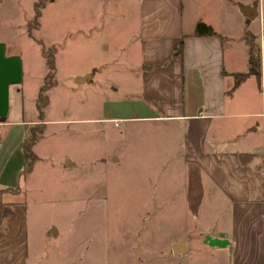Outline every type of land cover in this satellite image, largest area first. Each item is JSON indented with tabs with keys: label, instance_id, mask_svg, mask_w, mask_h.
Returning a JSON list of instances; mask_svg holds the SVG:
<instances>
[{
	"label": "crops",
	"instance_id": "obj_1",
	"mask_svg": "<svg viewBox=\"0 0 264 264\" xmlns=\"http://www.w3.org/2000/svg\"><path fill=\"white\" fill-rule=\"evenodd\" d=\"M36 2L0 0L3 9L20 12L0 26V264L86 260L85 232L72 226L65 243L47 251L49 236L60 230L51 221L42 225L31 205L63 191L44 187L47 177L33 179L37 152L29 172L23 170L27 131L19 127L37 119L48 124L36 108L45 78L43 44L56 48L57 86L69 94L109 80L107 89L118 93L104 98L91 120L122 128L124 143L137 136L145 168L149 157L157 161L155 182L137 195L134 209L142 213L124 218L123 229L116 222L106 239L110 255L99 257L104 241L102 252L92 253L98 264H157L161 258L176 264L181 256L202 264H264V0H47L33 29L38 43L26 30ZM55 8L62 12H50ZM245 8L252 9L250 17ZM198 21L218 36H196ZM246 31L259 46L261 75L234 88L233 74L248 72ZM181 38L182 53L173 56ZM28 48L41 63L36 76L25 59ZM65 49L71 61L83 55L85 67L72 63L60 73L57 58ZM107 51L116 57L113 68ZM78 160L64 155L55 169L61 174ZM159 238L161 252L154 250Z\"/></svg>",
	"mask_w": 264,
	"mask_h": 264
},
{
	"label": "rangeland",
	"instance_id": "obj_2",
	"mask_svg": "<svg viewBox=\"0 0 264 264\" xmlns=\"http://www.w3.org/2000/svg\"><path fill=\"white\" fill-rule=\"evenodd\" d=\"M52 10L62 12L59 8L51 9L50 12ZM50 12L48 11L47 15H50ZM16 13L14 8L3 9V7H0V17L2 19L0 20V26L10 17L16 19L20 12ZM33 15L34 8L26 30L29 36L38 43V40L34 38L36 35L33 28L30 29V27H33L31 26ZM55 16L52 15V17ZM57 24L60 25L58 22ZM41 47L43 51V49L54 46L43 44ZM80 53L83 54V52ZM71 55L72 52L69 53V50L66 49L58 54L57 62L60 73L65 74L70 71L72 63L79 64L78 66L82 68L85 67L83 55L79 54L78 59H75L76 62L73 59L70 60ZM105 55H107L106 59L109 60V68H113L114 65L111 61L116 58L115 55H111L110 51H107ZM42 57L45 62L44 55ZM95 57L100 59L99 55H95ZM25 59L30 66H27V69L29 67L30 72L35 73V76L38 75L42 68L41 63L30 48L26 50ZM44 71L46 76L47 67ZM45 79L46 77L43 83ZM109 84V80L100 84L104 85L103 87L96 84L94 90L92 86L84 85L80 95H71L65 91L64 86H57L56 80V84L47 91L48 103L43 110L48 123L47 126L44 127L45 124H42L36 117V123L19 127V129L27 131L25 139H32V137L35 139L33 146L38 143L37 141L42 135L40 138L42 140L38 143V146L32 147L34 152L40 154L39 158L36 155L38 159L34 165L33 179L47 177L41 183L44 187L47 186L50 191H53L54 187L55 191H59L61 187L63 191L60 195L57 192H54L52 196L47 195L44 199L45 203L41 201L42 203H32L31 205L32 211L36 216H39L42 225L46 224L47 221H51L53 223L52 227L54 226L60 230L59 235L49 236L52 242L49 244L47 251L54 253L57 247H60L58 246L60 243H65L68 235L65 233L66 229L69 226L76 227L74 230L85 232L82 245L84 259L87 261L82 259L81 264H98L97 252H102L99 244L102 245L103 241V252L99 257L105 258L110 255L112 244L110 239L109 241L106 239L112 234L113 229L111 228L115 227L116 222H118L119 227L123 229L124 218L129 220L130 215L134 216L138 212L142 213V209H134L137 195L144 187L152 184V180L155 182L157 178V161L155 159L149 157L148 164H150L146 166L147 168L142 166V162H140V147L143 146L138 144L137 136H127L131 141L129 143L125 141L124 143L122 139L126 135L124 136L121 132L122 128L115 127L111 122L100 124L91 120V118L99 115L100 103L104 98L117 95L118 92L111 94L107 89ZM33 87L34 84L31 82V93L34 91ZM35 115H37V112ZM110 154L118 156L120 161L118 163L108 162L107 157ZM64 155H67L73 161H75V158H79V160L75 165L60 174L55 169V161H59ZM98 157H105V161L98 162ZM68 162L66 161V163ZM144 170L147 171V175ZM57 175H60V177H57ZM155 209H150L151 215H156V212L153 211ZM175 212L174 206L169 207L168 218L173 219ZM153 232H157V230L154 229ZM156 242L154 250L161 252V239H156ZM93 251H97L95 258L91 257ZM155 257H161V254ZM186 258L188 257L181 256L176 260V264H202L198 260L188 261ZM51 261L52 264H60L55 260V257ZM158 262L157 264H162L163 258ZM79 263L78 260L77 264Z\"/></svg>",
	"mask_w": 264,
	"mask_h": 264
},
{
	"label": "trees",
	"instance_id": "obj_3",
	"mask_svg": "<svg viewBox=\"0 0 264 264\" xmlns=\"http://www.w3.org/2000/svg\"><path fill=\"white\" fill-rule=\"evenodd\" d=\"M47 0H37L36 4L34 5V18L32 20V25L35 28L38 25V19L40 15L41 9L45 6ZM195 32L196 36H209L215 35L218 36L216 31L212 28V26H207L203 21H198L195 25ZM244 40L248 45V72H241V73H234V84L233 87L236 88L244 79H246L249 75L254 76L255 78L259 79L261 75L260 70V55H259V46L254 38V36L249 32L246 31L244 35ZM183 50V42L182 38L179 40V43L174 46L172 55L179 56L181 55ZM56 51L55 47H51L49 49H43V55L45 57L47 73L46 79L42 86L39 89V95L36 100V108L39 111V114L42 116L43 110L45 105L48 103V95L47 91L56 84L55 80V61H54V53ZM149 68V67H148ZM50 79V80H48ZM35 143V139H26L23 144V154L25 155V162H24V172H29V169L32 167L33 163L37 159L36 154L33 153L32 147ZM15 190V189H14ZM14 190H12L14 192ZM2 191H0L1 196ZM4 202L1 201L0 198V222L2 220L1 217V210L3 208Z\"/></svg>",
	"mask_w": 264,
	"mask_h": 264
},
{
	"label": "water",
	"instance_id": "obj_4",
	"mask_svg": "<svg viewBox=\"0 0 264 264\" xmlns=\"http://www.w3.org/2000/svg\"><path fill=\"white\" fill-rule=\"evenodd\" d=\"M245 9L248 10L249 12L246 11V13L244 12V14H246L247 16L250 17V16L252 15V13H253L252 11H250V10H252V9H251V8H245ZM182 243H183V242H182Z\"/></svg>",
	"mask_w": 264,
	"mask_h": 264
},
{
	"label": "built area",
	"instance_id": "obj_5",
	"mask_svg": "<svg viewBox=\"0 0 264 264\" xmlns=\"http://www.w3.org/2000/svg\"><path fill=\"white\" fill-rule=\"evenodd\" d=\"M0 148H1V140H0Z\"/></svg>",
	"mask_w": 264,
	"mask_h": 264
}]
</instances>
